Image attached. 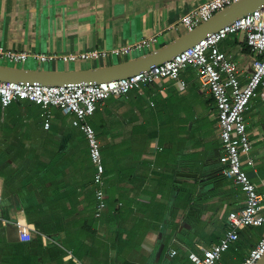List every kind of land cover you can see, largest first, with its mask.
Masks as SVG:
<instances>
[{"label": "crops", "instance_id": "1", "mask_svg": "<svg viewBox=\"0 0 264 264\" xmlns=\"http://www.w3.org/2000/svg\"><path fill=\"white\" fill-rule=\"evenodd\" d=\"M209 1L0 0V47L5 49L77 54L156 39L151 49L123 58L0 65L67 72L135 60L187 34L183 17ZM220 50L246 84L256 57L245 35L225 39ZM181 78L186 87L163 80L109 98L88 119L105 167L107 206L99 217L95 167L72 117L51 108L46 130L36 103L20 100L0 108V194L14 206L1 213L9 224L0 223V264H193L191 254L202 257V249L220 243L229 231V215L245 208V194L220 163L215 101L195 70ZM254 100L245 114L251 151L243 161L262 197L264 216V101ZM7 112L23 121L6 120ZM18 193L28 195L27 208L35 206L29 216ZM18 225L26 227L20 231ZM263 238L264 226L243 230L218 264H242ZM118 256L125 259L118 262Z\"/></svg>", "mask_w": 264, "mask_h": 264}, {"label": "built area", "instance_id": "2", "mask_svg": "<svg viewBox=\"0 0 264 264\" xmlns=\"http://www.w3.org/2000/svg\"><path fill=\"white\" fill-rule=\"evenodd\" d=\"M240 1L242 0H211L183 17L181 24L191 32L201 24L210 21L218 12ZM237 34L245 35L246 43L256 57L252 64V73L244 85L237 65L220 50V44L225 39ZM155 43V38H148L132 46H123L110 51L92 50L61 55L16 51L0 47V60L18 65H24L29 60H34L38 64L101 61L111 57L132 56L135 52L151 49ZM188 69L196 71L200 83L215 101L223 152L220 163L225 167V176L232 179L245 194V208L229 215L227 221L229 231L220 243L209 249H202V257L190 255L193 264H218L222 255L239 240L243 230L264 226V216L259 214L262 209V197L246 173L243 161V158L247 157L251 151L245 114L249 111L252 100L260 97L264 101V8L243 16L218 32L209 34L194 47L172 60L130 78L101 84L64 86L24 85L0 81V108L6 109L20 100L36 103L44 111L46 130L51 128V108H58L65 116L72 117L73 127L81 131L87 140L90 158L95 167L94 183L98 187L96 197L99 217L107 206L106 194L103 190L105 167L100 142L88 119L95 114L98 106L109 98L125 97L131 91L140 90L146 85L172 80L181 87H186L187 84L182 80L181 75ZM260 89H263L262 93ZM252 164V160L247 161V165ZM2 203L3 198L0 194V223L6 226L9 221L1 216ZM18 226L20 231L26 227ZM176 255L177 251L172 250L170 257L174 258ZM263 257L264 238L250 251L248 258L242 264H258Z\"/></svg>", "mask_w": 264, "mask_h": 264}, {"label": "water", "instance_id": "3", "mask_svg": "<svg viewBox=\"0 0 264 264\" xmlns=\"http://www.w3.org/2000/svg\"><path fill=\"white\" fill-rule=\"evenodd\" d=\"M260 8H264V0H242L218 12L210 21L201 24L168 46L125 63L96 70L67 72L26 70L0 65V81L24 85L64 86L69 84H101L130 78L172 60L194 47L209 34L218 32L225 26ZM258 264H264V257Z\"/></svg>", "mask_w": 264, "mask_h": 264}, {"label": "rangeland", "instance_id": "4", "mask_svg": "<svg viewBox=\"0 0 264 264\" xmlns=\"http://www.w3.org/2000/svg\"><path fill=\"white\" fill-rule=\"evenodd\" d=\"M233 38H234V35L228 37V39H233ZM0 63H8V62H7V61H1V60H0ZM201 97H202V96H201ZM24 102H25V100H24ZM253 103L255 104L256 101L254 100ZM256 106H257V105H256ZM9 113H10V112H7V113L5 114V116H6V118H7L6 120L11 121V119H12V120H16V121H19V122H22V121H23L22 116L17 115V119H16V116H15V115H10ZM1 118L4 119V117H2V116H1ZM121 150H122V151L129 152L131 149H130L129 147H123V148H121ZM89 169L92 170V172H93V166L91 167V165H90V166H89ZM4 199H5V201L3 200L2 207H1V213H2V214H5V212H8V210H9L10 207H11V208L14 207V206H13V201H12L11 199H9V197H5ZM9 204H10V205H9ZM17 224H18V223H17ZM118 257H119V258L117 259L118 262H119V261H122V260L125 259V258H123V256H118Z\"/></svg>", "mask_w": 264, "mask_h": 264}, {"label": "trees", "instance_id": "5", "mask_svg": "<svg viewBox=\"0 0 264 264\" xmlns=\"http://www.w3.org/2000/svg\"><path fill=\"white\" fill-rule=\"evenodd\" d=\"M41 108V107H40ZM42 109V108H41ZM43 111V110H42ZM0 112H1V109H0ZM0 116H1V114H0ZM26 165H27V161H26V163H25ZM97 191V190H96ZM7 196V195H6ZM9 196V195H8ZM17 196H18V198L20 199V200H22V203H24L26 206V208H25V213L26 214H28L29 213V208L30 209H33L35 206H30V207H28L27 208V206L29 205V204H31V203H29L28 204V202H27V197H28V195H26V194H23V193H18L17 194ZM95 196H96V193H95ZM96 200H97V197H96ZM98 201V200H97ZM28 216H29V214H28ZM28 219H29V217H28ZM31 219V218H30ZM29 219V220H30ZM37 229H40V231L42 232V233H46L47 232V230L44 228V227H41L40 225H37Z\"/></svg>", "mask_w": 264, "mask_h": 264}]
</instances>
